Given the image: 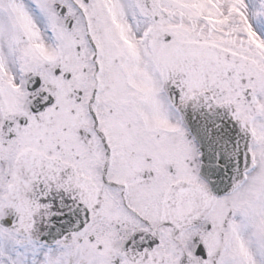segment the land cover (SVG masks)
Masks as SVG:
<instances>
[{
  "label": "snow or ice",
  "instance_id": "1",
  "mask_svg": "<svg viewBox=\"0 0 264 264\" xmlns=\"http://www.w3.org/2000/svg\"><path fill=\"white\" fill-rule=\"evenodd\" d=\"M0 264H264V0H0Z\"/></svg>",
  "mask_w": 264,
  "mask_h": 264
}]
</instances>
